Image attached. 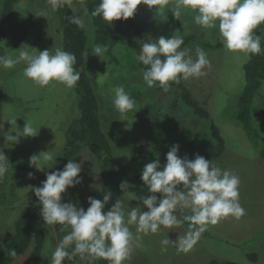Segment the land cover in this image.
<instances>
[{
	"label": "rangeland",
	"instance_id": "1",
	"mask_svg": "<svg viewBox=\"0 0 264 264\" xmlns=\"http://www.w3.org/2000/svg\"><path fill=\"white\" fill-rule=\"evenodd\" d=\"M85 2L70 0L68 3L88 35L86 56L99 100L102 128L115 150L117 165L125 181L145 187L141 180L142 169L156 159L163 166L171 146H180L178 155L181 158L194 160L197 154L203 156L207 152L214 143L209 122L196 117L182 102L174 107L173 102L179 100L177 91L170 89L165 93L147 87L142 72L135 68V50L127 42L116 44L109 53L106 51L103 60L92 55L95 40ZM7 4L8 0H0L1 55L15 56L18 54L16 50L24 44L35 48L36 52L54 47L64 50L61 20L49 0H15ZM174 4L175 0H169V6L158 13L141 4L137 15L148 22V39L171 37L175 33L183 39L190 36V42L182 45L181 49H189L193 59L197 47L207 53L211 62V68L205 69L207 75L192 78L186 83L195 99L208 110L226 141L223 153L214 163L240 177V203L246 214L238 221L229 218L208 226L186 254L178 252L175 243L189 230L187 222L180 228L163 229L148 235L137 234L135 226L130 225L134 240L130 259L125 264H211L213 260L264 264V159L256 153L253 142L234 120L246 84L245 65L251 58L227 53L218 38V29L205 30L195 24L196 13L186 10L176 18L171 12ZM23 67V64H18L11 69L0 68V163L7 167L0 177L3 185L1 194L3 202L13 204L0 205L3 241L12 235L20 209L34 194L32 189L38 186L41 176L60 166L68 129L80 113L74 88L67 89L60 83L41 88L24 77ZM120 85L135 100V108L123 116L114 110L113 105L114 88ZM10 120L17 123L12 125ZM27 122L39 131L36 137L7 141L6 136L16 135L15 132ZM47 151L56 158L46 165L48 168L39 171L30 165V157ZM76 162L82 165V182L69 188L62 202H71L87 210L88 197L98 199L101 182L85 152ZM37 163L45 164L43 160ZM29 173L33 178H29ZM121 201L125 214L139 206L131 197L125 196ZM183 211L191 214L190 209ZM60 227L48 226L49 234L43 251L46 264H50L55 247L70 231L69 228L60 231ZM166 238L170 243L163 246L161 241ZM162 247L167 251H162ZM30 252L31 248L14 264H23ZM64 264L70 262L65 260ZM78 264L88 262L78 261Z\"/></svg>",
	"mask_w": 264,
	"mask_h": 264
},
{
	"label": "clouds",
	"instance_id": "2",
	"mask_svg": "<svg viewBox=\"0 0 264 264\" xmlns=\"http://www.w3.org/2000/svg\"><path fill=\"white\" fill-rule=\"evenodd\" d=\"M49 3L55 10L65 0H49ZM141 4L158 13L169 6V0H100L91 15L101 17L111 26L114 21L134 18ZM186 10L196 13L194 22L201 28L218 29V38L227 53L250 59L264 51L261 36L255 34V29L264 24V0H175L171 8L176 18ZM71 22L83 27L79 18L73 17ZM183 43V36L175 33L171 37L147 39L140 45L137 61L146 66L142 76L147 87L158 85L167 93L173 83L207 75L205 69L211 68L207 53L197 47L193 59L189 49H181ZM26 45L16 50L18 54L15 56L0 55V68L11 69L23 64L24 77L41 88L52 83H60L67 89L75 87L80 72L74 68L76 56L73 53L59 47L36 52L35 48ZM91 50L92 55L101 59L107 51L100 45ZM113 105L114 110L123 116L135 108V100L120 85L114 88ZM10 122L12 125L17 123ZM15 133L6 136L7 141L36 137L39 131L27 122ZM179 147L178 144L170 147L163 166L156 159L142 169L141 180L150 193L139 198L147 209L145 211H140L137 206L125 214L123 202L119 199L105 210L112 199L111 192L104 194L103 201L88 197L87 210L71 202H62L68 189L82 182V165L74 159H69L62 170L46 173L42 186L32 189L41 206L40 215L46 226L60 225V231L70 229L52 252L50 264H64L65 260L70 264H78V261L94 264L101 258L109 264H125L130 259L134 240L130 225L135 226L137 234L148 235L163 229L180 228L187 222L189 230L175 243L177 251L186 254L208 226L229 218L240 220L246 214L240 203V177L199 154L194 160L181 158ZM54 159L51 151L41 152L30 157V165L44 171ZM40 160L45 162L43 166L37 163ZM6 171L7 167L0 163V177ZM28 175L33 178L32 173ZM128 184L127 181L121 182L122 192ZM157 194H160L159 198ZM177 208L190 209L191 214L179 218L175 214ZM169 243L167 238L161 241L163 246ZM161 250L167 251V248ZM15 254L13 251L12 255Z\"/></svg>",
	"mask_w": 264,
	"mask_h": 264
},
{
	"label": "trees",
	"instance_id": "3",
	"mask_svg": "<svg viewBox=\"0 0 264 264\" xmlns=\"http://www.w3.org/2000/svg\"><path fill=\"white\" fill-rule=\"evenodd\" d=\"M14 2L15 0H8V4ZM99 3L100 0H86L85 2V11L90 16L93 27L94 45L107 48V53H109L116 44L127 42L135 50V65L137 66L135 68L143 73L146 66L137 61V56L140 53V45L147 41L150 34L147 20L139 19L136 12L134 18H129L127 21H114L113 25L109 26L101 17L91 15ZM56 10L61 20L64 50L76 56L74 68L80 72V79L74 87L78 95L80 113L78 119L68 129L67 142L60 166L50 172L62 170L69 159H74L76 162L79 156L85 152L100 178L101 184L97 198L103 201L105 193H112V199L106 205L105 210H109L117 199L121 200L126 196L133 198L140 206L141 211H145L147 209L139 198L150 194L147 187L128 184L124 192L120 188L121 182L125 179L118 168L115 150L102 128L99 100L88 69L86 51L89 46V39L86 29L84 26L80 27L71 22L73 17H77L67 0ZM6 16L8 18V15ZM255 34L261 36V46L264 48V24L255 29ZM183 40V45L187 44L190 42V36ZM1 43L2 38L0 37V55L2 54ZM245 74L246 84L239 98L238 111L234 116V120L251 139L256 153L264 159V136L261 132L264 128V51L251 57L245 65ZM152 88L162 90L158 85ZM170 89L177 91L179 95V100L173 102L174 107L182 102L196 117L209 122L210 135L214 143L203 157L214 162L220 157L226 146V141L220 129L208 110L195 99L186 81H181L179 84L173 83ZM44 180H46V173L41 176L37 187H41ZM2 186L0 180V205H13L3 202ZM182 187L181 185L180 188L182 189ZM159 195L157 194L158 198ZM40 210L41 206L34 193L27 204L20 209L21 212L19 211L20 214L15 222L13 233L7 241H3L0 232V264H14L18 257L30 248L31 252L23 264H46L43 251L49 228L43 221ZM182 211L177 209L175 214L182 218L183 215H187ZM13 251L16 253L15 256L12 255ZM96 264H109V262L101 258ZM211 264L239 263L213 260Z\"/></svg>",
	"mask_w": 264,
	"mask_h": 264
}]
</instances>
